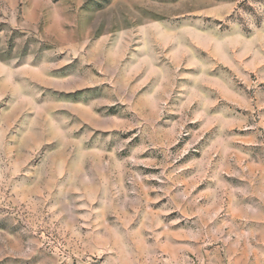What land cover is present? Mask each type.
Returning <instances> with one entry per match:
<instances>
[{
    "label": "rangeland",
    "instance_id": "1",
    "mask_svg": "<svg viewBox=\"0 0 264 264\" xmlns=\"http://www.w3.org/2000/svg\"><path fill=\"white\" fill-rule=\"evenodd\" d=\"M0 264H264V0H0Z\"/></svg>",
    "mask_w": 264,
    "mask_h": 264
}]
</instances>
